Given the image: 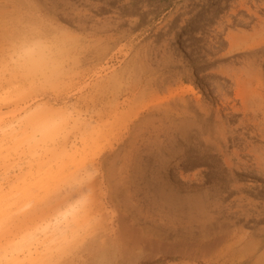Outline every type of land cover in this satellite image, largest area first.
<instances>
[{
  "label": "rangeland",
  "instance_id": "rangeland-1",
  "mask_svg": "<svg viewBox=\"0 0 264 264\" xmlns=\"http://www.w3.org/2000/svg\"><path fill=\"white\" fill-rule=\"evenodd\" d=\"M0 264H264V0H0Z\"/></svg>",
  "mask_w": 264,
  "mask_h": 264
},
{
  "label": "bare ground",
  "instance_id": "bare-ground-1",
  "mask_svg": "<svg viewBox=\"0 0 264 264\" xmlns=\"http://www.w3.org/2000/svg\"><path fill=\"white\" fill-rule=\"evenodd\" d=\"M183 35H184V36H183L182 39H187L188 36H189L187 33H184ZM233 43H234V42H233ZM235 43H236V42H235ZM235 46H236V45H235ZM235 46H234V47H235ZM186 202H187V201H186ZM184 203H185V202L182 200L180 204L178 203V206L183 207V204H184ZM169 204L172 205V204H175V203H174V202H170ZM185 206H186V205H185Z\"/></svg>",
  "mask_w": 264,
  "mask_h": 264
}]
</instances>
